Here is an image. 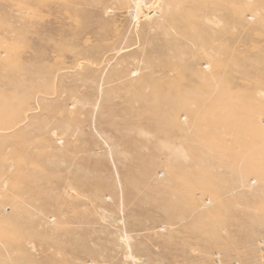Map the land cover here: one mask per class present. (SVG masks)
<instances>
[{"label":"rangeland","instance_id":"obj_1","mask_svg":"<svg viewBox=\"0 0 264 264\" xmlns=\"http://www.w3.org/2000/svg\"><path fill=\"white\" fill-rule=\"evenodd\" d=\"M0 264H264V0H0Z\"/></svg>","mask_w":264,"mask_h":264},{"label":"bare ground","instance_id":"obj_2","mask_svg":"<svg viewBox=\"0 0 264 264\" xmlns=\"http://www.w3.org/2000/svg\"><path fill=\"white\" fill-rule=\"evenodd\" d=\"M142 2V1H141ZM145 6V5H144ZM142 17V16H141Z\"/></svg>","mask_w":264,"mask_h":264}]
</instances>
